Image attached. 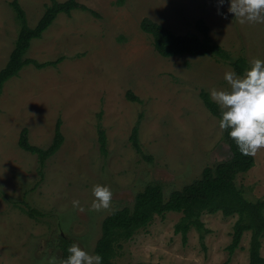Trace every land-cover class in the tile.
<instances>
[{
    "label": "rangeland",
    "instance_id": "obj_1",
    "mask_svg": "<svg viewBox=\"0 0 264 264\" xmlns=\"http://www.w3.org/2000/svg\"><path fill=\"white\" fill-rule=\"evenodd\" d=\"M12 1L0 0V70L19 31ZM16 1L31 27L50 3ZM76 1L96 15L80 8L58 14L26 54L39 63L62 60L41 69L24 66L0 94V264L59 262V235L94 254L103 219L131 206L146 185L158 183L170 193L199 178L205 166L230 158L221 118L203 105L200 92L229 89L224 74L233 68L210 56H159L140 29L142 19L175 34L197 32L195 23L203 19L212 40L233 59L245 57L249 68L253 59L263 61L264 23H238L228 12L230 0L222 6L218 0ZM127 92L139 101L128 100ZM58 120L64 142L42 177L36 156L23 151L18 138L27 129L29 142L46 148ZM135 125L141 154L129 139ZM253 157L255 165L235 183L246 198L264 201V149ZM97 184L112 191L108 210H89ZM30 208L43 215L30 217ZM181 216L155 215L122 245L116 263L223 264L236 216L202 213L203 229L191 227L186 244L174 232ZM249 239L245 232L228 264H247ZM261 242L264 257V237Z\"/></svg>",
    "mask_w": 264,
    "mask_h": 264
},
{
    "label": "trees",
    "instance_id": "obj_2",
    "mask_svg": "<svg viewBox=\"0 0 264 264\" xmlns=\"http://www.w3.org/2000/svg\"><path fill=\"white\" fill-rule=\"evenodd\" d=\"M10 7L15 13L19 31L7 63L0 70V94L6 81L18 76L24 66L32 64L37 69H41L48 65H56L62 60L59 58L57 61L39 63L26 56L32 41L41 37L58 14L68 15L72 10L80 8L96 15L93 10L78 4L76 0L64 2L50 0V3L45 5L37 23L31 27L28 24L25 11L16 0L10 3ZM195 27L197 32L175 34L150 19L144 18L140 22V29L149 35L153 49L163 58L178 55L210 56L217 61L228 63L237 76H242L245 70L249 69L245 57L240 56L233 59L229 53L212 40L210 29L203 19H198ZM126 97L130 101H139L131 92H127ZM200 97L203 105L213 116L222 118L221 109L212 101L208 92L201 91ZM60 124L61 122L58 120L52 142L46 148L32 145L29 142L27 129H22L20 132L18 146L23 151L36 156L38 174L42 177L46 161L61 148L64 142ZM229 131L230 129L224 130L222 135L230 150L229 159L205 166L199 178L170 193H165L163 187L158 183L148 184L135 195L131 206L114 210L103 219L100 236L93 249L94 254H99L102 257L101 264H117L115 259L122 245L129 241L138 230L147 227L155 215L163 216L168 212L182 213L180 220L174 225V232L180 234L182 244H186L187 232L191 227H195L198 231L203 229V223L200 220L202 213L220 212L225 217L235 215L236 220L232 226L231 241L226 247L228 258L223 264H228L231 256L240 248L245 232H250L247 264H264V257L261 255V241L264 237V201L246 198L235 183L237 175L250 170L255 165V160L253 156H245L240 153L234 140L229 137ZM138 133L139 128L135 125L129 139L135 151L141 154ZM98 134L100 148L105 151V132L99 128ZM26 213L32 218L36 215H43L31 208ZM71 245L69 239L59 235L60 260L67 258L69 255L67 249Z\"/></svg>",
    "mask_w": 264,
    "mask_h": 264
},
{
    "label": "clouds",
    "instance_id": "obj_3",
    "mask_svg": "<svg viewBox=\"0 0 264 264\" xmlns=\"http://www.w3.org/2000/svg\"><path fill=\"white\" fill-rule=\"evenodd\" d=\"M218 3L222 6L224 0H218ZM228 12L242 25L264 23V0H230ZM224 79L229 89L210 91L212 101L221 109L219 129L221 132L230 129L228 135L242 155L256 156L264 149V61L253 59L242 76L228 71ZM112 195L108 186H93L89 210H108ZM72 206L84 211L78 200H73ZM67 252V258L59 262L54 257L49 258L47 264H101L102 261L99 254H89L77 244L68 247Z\"/></svg>",
    "mask_w": 264,
    "mask_h": 264
}]
</instances>
